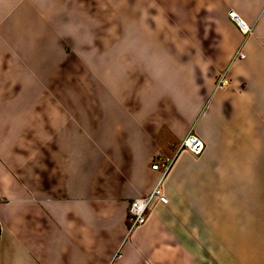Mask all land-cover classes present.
I'll use <instances>...</instances> for the list:
<instances>
[{
  "label": "crops",
  "instance_id": "obj_1",
  "mask_svg": "<svg viewBox=\"0 0 264 264\" xmlns=\"http://www.w3.org/2000/svg\"><path fill=\"white\" fill-rule=\"evenodd\" d=\"M140 4L122 62L76 66V97L33 18L0 17V264H264V0ZM188 134L201 155L178 153Z\"/></svg>",
  "mask_w": 264,
  "mask_h": 264
},
{
  "label": "rangeland",
  "instance_id": "obj_2",
  "mask_svg": "<svg viewBox=\"0 0 264 264\" xmlns=\"http://www.w3.org/2000/svg\"><path fill=\"white\" fill-rule=\"evenodd\" d=\"M137 1L143 9L145 0H0V17L16 14L23 18L27 14L33 18V31L48 43L50 52L64 53L58 94L76 97L88 92L83 81L88 72H80L76 66L122 62L121 37L128 30L123 23ZM128 26L133 31L139 26H145L147 32L153 29L150 24ZM52 84L50 95L56 94ZM76 86L80 89L77 93Z\"/></svg>",
  "mask_w": 264,
  "mask_h": 264
},
{
  "label": "built area",
  "instance_id": "obj_3",
  "mask_svg": "<svg viewBox=\"0 0 264 264\" xmlns=\"http://www.w3.org/2000/svg\"><path fill=\"white\" fill-rule=\"evenodd\" d=\"M229 16L232 20L236 22L239 26L240 30L243 33H249V29L247 25L236 15L234 11H229ZM244 53L239 51L236 55V58L243 59ZM228 84V79L224 75H220L217 79V86L222 87ZM204 150V143L203 141L194 134H188L182 141L178 148V153L187 151L194 156H199ZM174 161V157H161L156 156L155 159L152 161L151 168L156 171H160V173L165 175L172 163ZM152 201L156 203H165L166 197L163 192V188L161 184H158L150 194L136 197L134 198L128 208V220L131 225V228H135L144 224L147 220L149 214V205Z\"/></svg>",
  "mask_w": 264,
  "mask_h": 264
},
{
  "label": "trees",
  "instance_id": "obj_4",
  "mask_svg": "<svg viewBox=\"0 0 264 264\" xmlns=\"http://www.w3.org/2000/svg\"><path fill=\"white\" fill-rule=\"evenodd\" d=\"M128 232H131V230H132V228H131V225H130V223H129V221H128Z\"/></svg>",
  "mask_w": 264,
  "mask_h": 264
}]
</instances>
